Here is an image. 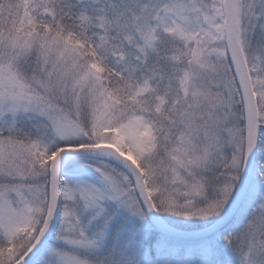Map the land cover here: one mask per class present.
<instances>
[{"label":"snow or ice","instance_id":"1","mask_svg":"<svg viewBox=\"0 0 264 264\" xmlns=\"http://www.w3.org/2000/svg\"><path fill=\"white\" fill-rule=\"evenodd\" d=\"M0 264H264V0H0Z\"/></svg>","mask_w":264,"mask_h":264}]
</instances>
